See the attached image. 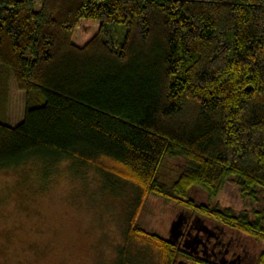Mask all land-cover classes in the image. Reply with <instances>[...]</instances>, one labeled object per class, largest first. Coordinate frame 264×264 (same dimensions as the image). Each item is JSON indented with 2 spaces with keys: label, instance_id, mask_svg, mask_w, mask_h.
<instances>
[{
  "label": "trees",
  "instance_id": "1",
  "mask_svg": "<svg viewBox=\"0 0 264 264\" xmlns=\"http://www.w3.org/2000/svg\"><path fill=\"white\" fill-rule=\"evenodd\" d=\"M40 1L0 0V67L27 94L23 121L0 122V169L73 159L133 185L117 264L134 243L210 263L134 226L148 194L264 243V207L213 204L229 178L264 190V0ZM168 161L183 163L165 180Z\"/></svg>",
  "mask_w": 264,
  "mask_h": 264
},
{
  "label": "rangeland",
  "instance_id": "2",
  "mask_svg": "<svg viewBox=\"0 0 264 264\" xmlns=\"http://www.w3.org/2000/svg\"><path fill=\"white\" fill-rule=\"evenodd\" d=\"M40 7L41 1L34 0V8ZM26 108V92L16 87L7 68L0 67V122L20 124ZM182 163L168 161L164 179L172 178ZM107 177L96 166L73 159L49 164L28 158L19 166L0 169V264H117L138 192L116 176ZM191 197L207 204V195L200 189H193ZM213 204L253 220L264 207V190L258 188L256 199H251L243 195L235 178H229ZM179 215L197 218L173 201L148 194L133 223L144 233L168 241L170 226ZM202 221L209 227L218 225ZM223 229L240 235L257 256L264 249V243L250 236ZM126 250L135 264H160L157 248L134 243Z\"/></svg>",
  "mask_w": 264,
  "mask_h": 264
},
{
  "label": "flooded vegetation",
  "instance_id": "3",
  "mask_svg": "<svg viewBox=\"0 0 264 264\" xmlns=\"http://www.w3.org/2000/svg\"><path fill=\"white\" fill-rule=\"evenodd\" d=\"M182 216L183 221L178 230L179 237L173 246L188 250L195 257L202 256L208 263L256 264L257 255L251 253L240 235L230 234L219 225L209 227L201 219Z\"/></svg>",
  "mask_w": 264,
  "mask_h": 264
},
{
  "label": "water",
  "instance_id": "4",
  "mask_svg": "<svg viewBox=\"0 0 264 264\" xmlns=\"http://www.w3.org/2000/svg\"><path fill=\"white\" fill-rule=\"evenodd\" d=\"M182 221H183V216L180 215L177 217L176 220H174L170 226V237H169V240L168 242L171 244V245H174L175 244V241L178 239L179 235H178V230H179V227H181V224H182ZM172 237H174V240H172ZM177 264H194V263H187L186 261L184 260H179L177 262Z\"/></svg>",
  "mask_w": 264,
  "mask_h": 264
}]
</instances>
